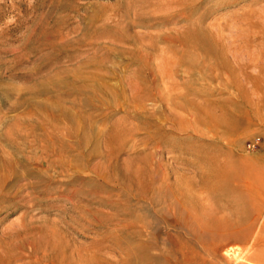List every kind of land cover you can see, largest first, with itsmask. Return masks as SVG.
Listing matches in <instances>:
<instances>
[{
    "label": "rangeland",
    "instance_id": "374dc122",
    "mask_svg": "<svg viewBox=\"0 0 264 264\" xmlns=\"http://www.w3.org/2000/svg\"><path fill=\"white\" fill-rule=\"evenodd\" d=\"M52 111L78 130L41 129ZM25 137L82 147L47 170ZM13 165L0 264H264V0H0V176ZM222 166L226 189L202 188Z\"/></svg>",
    "mask_w": 264,
    "mask_h": 264
},
{
    "label": "bare ground",
    "instance_id": "6f19581e",
    "mask_svg": "<svg viewBox=\"0 0 264 264\" xmlns=\"http://www.w3.org/2000/svg\"><path fill=\"white\" fill-rule=\"evenodd\" d=\"M210 32V31H209ZM208 34V33H207ZM209 35V34H208ZM216 36V35H215ZM208 38V37H207ZM210 39V37H209ZM214 39V38H213ZM216 40V38H215ZM218 40V39H217ZM215 41L217 42L216 44H212L214 48H217L218 50L222 51L221 53H223V51H228L229 50V45L226 46L225 44H223L221 41ZM211 41V40H210ZM214 42V43H215ZM224 42V41H223ZM184 48V47H183ZM218 51V53L220 52ZM224 57V56H223ZM205 104V103H204ZM14 105V104H13ZM29 109V108H28ZM205 109V108H204ZM52 114H53V117L55 120H57L56 122L52 123L50 121H46L45 122V126L41 129L45 130L46 132H56L57 134L59 133V136L62 135V133L64 135H67V134H71L70 133V127L72 129H74L75 131L78 130L76 126L79 125V119L77 118H73L72 116L68 115L66 112H53L52 111ZM59 116H62V119L66 120V124H70L68 126L70 127H65V125H62L60 123V117ZM50 123V124H49ZM76 124V125H74ZM17 125V124H16ZM42 125V124H41ZM20 126V125H19ZM12 136V135H11ZM66 137V136H65ZM68 139L69 138H62L61 142H58V139H54L52 137V139H45V138H41V139H28V138H23V145L26 144L24 147L26 146H29L30 148L32 149H35V148H38L39 151H41L42 154H44L46 156V163H47V166H46V169L50 170L52 169L53 167L55 166H59L58 164H56V161L57 159H54L53 157L55 156L56 158H60L59 160H57L58 162H61V160H64L66 158V152L67 151H71V150H80V148L82 147V139L81 138H77V139H74L73 141L70 139L69 142H68ZM15 147V146H14ZM28 148V147H27ZM109 149V148H108ZM5 150V149H4ZM11 151V150H10ZM25 153V152H24ZM39 153V152H38ZM37 153V155H38ZM56 153V155H55ZM3 157V156H2ZM15 158V157H14ZM19 159V158H18ZM37 159H42L41 157H33L31 158V162L33 164H36L34 161H36ZM27 161V160H26ZM41 161V160H40ZM28 162V161H27ZM63 162V161H62ZM30 163V162H29ZM44 163V162H43ZM28 165V163H27ZM14 168H12L10 166V168L7 169V171L9 172V174H3L1 175V179H0V183H3V182H7L9 179H13L15 181L17 180H20L22 178V175L19 174L16 169H15V166L13 165ZM45 167V166H44ZM61 167L62 169H64L63 166H59ZM218 166H214V168H217ZM224 167V168H223ZM228 166H222V174H220L219 176V173H215L213 174V179H214V182L210 183V182H207L205 180H202V185L201 187L208 190V192H213L214 190H218V188H223V189H226V187H221L222 185H220L221 183H223V180L226 176L230 175V174H227V172L225 173V168H227ZM2 168V167H1ZM136 168V167H135ZM219 169V168H218ZM217 169V170H218ZM21 172V170H20ZM130 176V175H129ZM238 177V176H237ZM227 178V177H226ZM225 178V179H226ZM231 178V182H235L237 179H235L236 177L233 176V177H230ZM138 179V178H137ZM227 181V180H225ZM228 182V181H227ZM238 182V181H236ZM239 184V183H238ZM238 184H235V185H238ZM240 185V184H239ZM26 186V185H24ZM187 186H190V185H187ZM243 187H245L244 185H241ZM193 187V186H192ZM243 187H241V189H244ZM3 188V187H1ZM0 188V189H1ZM170 196L172 197V199H174V201H176V203L178 202H181L184 203V204H187V205H191L192 202H194L195 198H194V193L192 191H187L188 188H191V187H187V188H182L180 187V185H174L172 187H170ZM5 190V189H4ZM234 191V190H233ZM232 191V192H233ZM228 193V192H227ZM227 193H224L223 195H221L222 197H228L231 195V194H227ZM28 194V193H27ZM235 195V194H234ZM260 196L264 197V194H260ZM233 197V196H232ZM248 198V197H247ZM168 221V220H167ZM173 225L176 224L177 220L176 219H172L171 220ZM248 237V234L247 233H244V232H239L237 235H235L234 237H231V240H238V241H242V240H246ZM106 251L103 250V249H97L96 251H93L92 253L89 254V257L87 258V261H89V263H94L96 261L98 262H105L106 264H119V263H125L126 262V258L124 259L122 257V259H120V261H117L114 263L112 262H107L106 261ZM119 262V263H118ZM95 264V263H94Z\"/></svg>",
    "mask_w": 264,
    "mask_h": 264
},
{
    "label": "built area",
    "instance_id": "2783aa9c",
    "mask_svg": "<svg viewBox=\"0 0 264 264\" xmlns=\"http://www.w3.org/2000/svg\"><path fill=\"white\" fill-rule=\"evenodd\" d=\"M249 145H254V144H249Z\"/></svg>",
    "mask_w": 264,
    "mask_h": 264
}]
</instances>
